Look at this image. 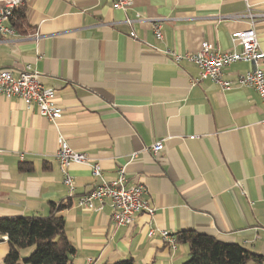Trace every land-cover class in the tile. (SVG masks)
Wrapping results in <instances>:
<instances>
[{"label":"crops","instance_id":"crops-1","mask_svg":"<svg viewBox=\"0 0 264 264\" xmlns=\"http://www.w3.org/2000/svg\"><path fill=\"white\" fill-rule=\"evenodd\" d=\"M249 1L264 12V0ZM25 10L28 33L0 36V69L39 71L62 115L52 122L34 104L0 97V216H47L52 202L63 203L57 216L76 249L74 264H182L189 244L174 248L160 231L183 229L264 258V103L250 87L193 84L197 65L164 53H194L204 41L232 49L231 34L250 27L245 1L133 0L122 10L112 0H25ZM153 20L163 22L162 40ZM255 28L264 50V17ZM251 67L235 62L225 76L235 80ZM60 137L99 162L106 180L124 168L130 185L143 183L154 213L118 226L109 201L99 210L80 206L98 180L88 163H73L70 194L56 158ZM157 141L164 148L155 154ZM22 163L32 170H20ZM8 251V239L1 241L0 264Z\"/></svg>","mask_w":264,"mask_h":264},{"label":"built area","instance_id":"built-area-1","mask_svg":"<svg viewBox=\"0 0 264 264\" xmlns=\"http://www.w3.org/2000/svg\"><path fill=\"white\" fill-rule=\"evenodd\" d=\"M244 1L246 11L241 16L248 19L250 27L231 34L232 49L224 51L217 44L204 41L200 49L194 53L183 54L171 48L165 49L164 53L174 62L189 60L197 65L199 74L193 79V84L209 79L223 89H231L235 86L250 87L258 92L264 103V50L261 48L255 28L257 18L264 17V12H253L250 1ZM112 4L114 8L127 10L132 6L133 0H112ZM24 5L25 0H0V36H13L19 33L12 23V17L15 10ZM137 18L143 19L139 13H137ZM126 22L132 24L133 20L127 18ZM152 26L156 38L162 40L164 37L163 22L153 20ZM130 35L137 38L134 30H131ZM235 62H248L252 67L245 73L239 74L235 80L228 79L225 76V69ZM55 93L53 87L43 82L41 73L30 65L18 71L17 74L11 69H0V97H18L28 105L34 104L38 107L39 113L52 122L57 121L62 115V108L54 101ZM163 148V141H157L152 145V151L155 154ZM136 155L137 153H133L132 156ZM56 158L70 194L76 190L74 178L69 171L71 164L88 163L93 176L98 180L92 190L79 197L80 206L99 210L101 207L97 206V203L109 201L112 220L118 226L130 225L140 213L151 215L154 213V208L146 196L147 187L143 183L130 185L124 168L121 169L117 178L106 180L100 163L90 162L86 152L72 148L64 137L59 138ZM155 233L154 229H150L149 236ZM160 234L167 244L174 248L177 246L176 235L168 230H161ZM7 239V235L0 233V242Z\"/></svg>","mask_w":264,"mask_h":264},{"label":"trees","instance_id":"trees-1","mask_svg":"<svg viewBox=\"0 0 264 264\" xmlns=\"http://www.w3.org/2000/svg\"><path fill=\"white\" fill-rule=\"evenodd\" d=\"M12 23L19 32L28 33L25 5L14 12ZM30 34V33H29ZM26 163L20 170H32ZM65 205L52 202L47 216H0V233L8 236L9 251L4 264H74L75 247L68 238L66 222L57 216ZM179 243L189 244V258L182 264H251L261 263L262 255L253 253L237 243L225 242L194 229L175 234ZM34 247L28 256L21 251ZM104 264H136L132 258Z\"/></svg>","mask_w":264,"mask_h":264},{"label":"rangeland","instance_id":"rangeland-1","mask_svg":"<svg viewBox=\"0 0 264 264\" xmlns=\"http://www.w3.org/2000/svg\"><path fill=\"white\" fill-rule=\"evenodd\" d=\"M26 249H24L26 251L25 254H27L25 256H28L31 253V251L34 249V247H29V248H26Z\"/></svg>","mask_w":264,"mask_h":264}]
</instances>
